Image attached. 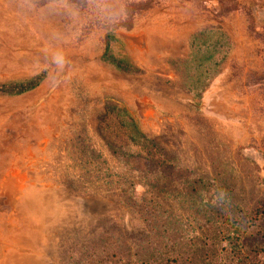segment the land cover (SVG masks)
Masks as SVG:
<instances>
[{
  "label": "rangeland",
  "instance_id": "rangeland-1",
  "mask_svg": "<svg viewBox=\"0 0 264 264\" xmlns=\"http://www.w3.org/2000/svg\"><path fill=\"white\" fill-rule=\"evenodd\" d=\"M142 1L112 13L89 0H0V83L47 73L29 92L0 94V264H235V228L204 220L168 171L113 153L130 140L127 115L108 106L119 101L252 224L264 196V0H238L254 10V33L244 9L212 19L218 0ZM217 21L234 48L198 111L187 91L157 82L177 81L170 59ZM108 33L112 53L143 72L103 58Z\"/></svg>",
  "mask_w": 264,
  "mask_h": 264
},
{
  "label": "trees",
  "instance_id": "trees-1",
  "mask_svg": "<svg viewBox=\"0 0 264 264\" xmlns=\"http://www.w3.org/2000/svg\"><path fill=\"white\" fill-rule=\"evenodd\" d=\"M218 2V14L214 15L215 17L212 19H220L221 16L228 15L232 11L244 9L248 15L249 31L256 32V16L252 7H243L238 0H218ZM153 4L154 0H145L139 6L145 10ZM116 38L113 33L107 34L103 58L124 73L139 74L143 72L144 69L138 66L130 55L125 54L122 57H117L112 53V40ZM233 48L234 43L231 35L222 21L206 24L191 36L190 51L187 57L178 60L170 59L169 63L177 74V81L166 79L164 82H157V84L175 85L184 89L191 95L193 108L201 111L205 93L222 73ZM46 75V71H43L25 80L0 83V94L19 95L29 92L37 88ZM109 103L111 105L108 106L110 113L117 110L116 116L121 112L127 115L123 126L130 140V149L126 152L121 146L111 145L113 153L127 154L131 159L143 161L147 168L157 170L156 172L168 171L170 173L167 177L169 183L176 182L178 188L193 196L204 220L214 227L223 224L225 220L235 228L231 251L235 264H264V196L255 210L256 217L251 218L252 224L244 223V220L237 217L238 214L233 204L228 207L220 202L218 190L209 191L210 181L204 175L195 174L191 170L184 171L178 165V160L181 157L174 150L166 147L158 137L144 131L136 115L117 100L112 99ZM108 111L102 115L101 119L104 120L108 117ZM167 161L168 163H166ZM171 175L176 176L175 181L174 176ZM149 213L148 217L152 218V212Z\"/></svg>",
  "mask_w": 264,
  "mask_h": 264
},
{
  "label": "clouds",
  "instance_id": "clouds-1",
  "mask_svg": "<svg viewBox=\"0 0 264 264\" xmlns=\"http://www.w3.org/2000/svg\"><path fill=\"white\" fill-rule=\"evenodd\" d=\"M90 6L101 12H112L119 11L120 0H89ZM68 6V0H50V6ZM73 15H76L75 9H70ZM55 63L58 66H63L65 63V57L63 54H57L54 58ZM220 202L225 200V193L220 191L218 193Z\"/></svg>",
  "mask_w": 264,
  "mask_h": 264
},
{
  "label": "water",
  "instance_id": "water-1",
  "mask_svg": "<svg viewBox=\"0 0 264 264\" xmlns=\"http://www.w3.org/2000/svg\"><path fill=\"white\" fill-rule=\"evenodd\" d=\"M55 89V86L51 87L50 90L47 92L46 95H44L41 100H44L53 90Z\"/></svg>",
  "mask_w": 264,
  "mask_h": 264
}]
</instances>
